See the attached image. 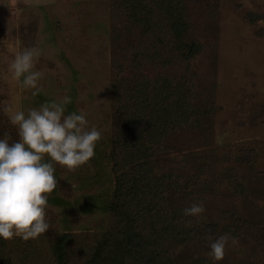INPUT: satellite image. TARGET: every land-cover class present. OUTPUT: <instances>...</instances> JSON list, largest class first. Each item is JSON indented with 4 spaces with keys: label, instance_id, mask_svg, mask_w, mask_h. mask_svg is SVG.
<instances>
[{
    "label": "rangeland",
    "instance_id": "rangeland-1",
    "mask_svg": "<svg viewBox=\"0 0 264 264\" xmlns=\"http://www.w3.org/2000/svg\"><path fill=\"white\" fill-rule=\"evenodd\" d=\"M173 12L190 17V59L174 56ZM33 46L36 96L9 71ZM65 95L102 138L75 172L55 165L52 227L0 239V264H212L208 236L224 233L239 243L217 264H264V0H0V138L19 139L5 108ZM180 95L197 110L159 135ZM149 187L158 217L135 207ZM200 201L199 218L183 214Z\"/></svg>",
    "mask_w": 264,
    "mask_h": 264
},
{
    "label": "clouds",
    "instance_id": "clouds-1",
    "mask_svg": "<svg viewBox=\"0 0 264 264\" xmlns=\"http://www.w3.org/2000/svg\"><path fill=\"white\" fill-rule=\"evenodd\" d=\"M41 55L38 47L15 54L9 65L12 78L21 80L33 96L41 92L43 71L34 70ZM69 95L45 101L39 108L7 107L4 111L17 128L19 139L10 142L7 133L0 138V239H38L51 226L48 218L49 195L58 184L56 164L75 172L95 156L102 132L92 125L83 110L66 112ZM206 211L204 201L183 210L185 216L199 218ZM208 256L212 264L223 260L226 250L238 245L237 237L224 233L208 236Z\"/></svg>",
    "mask_w": 264,
    "mask_h": 264
},
{
    "label": "trees",
    "instance_id": "trees-1",
    "mask_svg": "<svg viewBox=\"0 0 264 264\" xmlns=\"http://www.w3.org/2000/svg\"><path fill=\"white\" fill-rule=\"evenodd\" d=\"M180 13H171V17L172 20V25H171V41L173 42L172 44V48L175 51L174 56H176V58H180V57H185V58H189L191 57V48H193L194 45L196 44H191L188 45V43L185 41V31L186 29L189 30L190 29V24H189V16H184V18L179 16ZM179 16V17H178ZM185 28V30H184ZM171 46V45H170ZM188 48L187 52H183L182 48ZM199 48V46H197ZM192 54H193V50H192ZM168 56V55H165ZM138 85V84H137ZM156 85H154V87L152 88L151 92L156 91ZM137 101V103H142L140 98ZM176 101V108L175 109H167L166 112L163 110L162 113L157 117V120L159 121V124H163V130L159 131V135L162 136H166L167 133L169 132L168 130H179V128H182L185 125H188V119L191 116L192 111H196L197 108H192V106L190 105L189 100L187 99V96H183L180 95L179 98L175 99L174 102ZM150 103V102H149ZM150 105H152L150 103ZM140 112L139 114H145V111H138ZM165 112V113H164ZM168 112V113H167ZM168 114V117L167 114ZM166 115V116H165ZM144 176V175H142ZM140 178H138L139 180ZM136 180V179H135ZM136 180V181H138ZM125 185V184H124ZM154 188V187H153ZM149 189L151 190V194L147 193V192H143V191H138V198H137V202L135 204V207L138 211H142V209H146L145 212H155L154 215L155 217H158V208L155 204V206L151 203V199L156 197V192H153L152 187H149ZM140 190V189H139ZM122 193L121 190L118 192V194ZM144 204H146V207H144ZM139 206H142L144 208H140ZM120 208V204L119 201L116 200L115 204H113L112 206V211L114 213H117L118 209ZM151 216V217H152ZM146 218V217H145ZM153 222V221H152ZM151 223V222H150ZM129 225V224H128ZM132 226V224H130ZM133 227V226H132ZM163 232V231H162ZM127 234V239L125 241H123V248L127 249L128 247H132V249L134 247L139 248V244H133V240L132 237L129 233H125ZM165 234H167V231L165 232ZM61 248V254H64L65 248H63V245L60 247ZM66 252V251H65ZM97 258H94V260ZM133 260L135 262H137V264H141L143 263V261L145 260L144 256H140V257H134ZM64 263V258L61 257L60 258V264Z\"/></svg>",
    "mask_w": 264,
    "mask_h": 264
}]
</instances>
